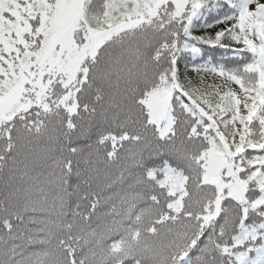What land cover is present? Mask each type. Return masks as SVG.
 Segmentation results:
<instances>
[{
    "label": "snow or ice",
    "instance_id": "snow-or-ice-1",
    "mask_svg": "<svg viewBox=\"0 0 264 264\" xmlns=\"http://www.w3.org/2000/svg\"><path fill=\"white\" fill-rule=\"evenodd\" d=\"M0 264H264V0H0Z\"/></svg>",
    "mask_w": 264,
    "mask_h": 264
}]
</instances>
